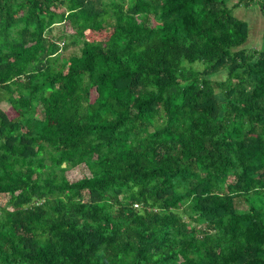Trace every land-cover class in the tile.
Segmentation results:
<instances>
[{"label": "trees", "instance_id": "16d2710c", "mask_svg": "<svg viewBox=\"0 0 264 264\" xmlns=\"http://www.w3.org/2000/svg\"><path fill=\"white\" fill-rule=\"evenodd\" d=\"M254 1L0 0V264H264Z\"/></svg>", "mask_w": 264, "mask_h": 264}, {"label": "rangeland", "instance_id": "374dc122", "mask_svg": "<svg viewBox=\"0 0 264 264\" xmlns=\"http://www.w3.org/2000/svg\"><path fill=\"white\" fill-rule=\"evenodd\" d=\"M234 14L238 18L246 21L249 25L248 41L241 48L248 51L261 49L264 44V12L261 10L257 1L251 2L247 7L242 6L239 9L234 10ZM68 33H72L71 29H68ZM73 51H75V49L70 48L67 53H72ZM215 78L221 79L222 77ZM0 108L5 112L12 113L10 112L11 105L6 99L0 101ZM87 175L88 171L84 166L77 167L67 172V177L72 181L80 180Z\"/></svg>", "mask_w": 264, "mask_h": 264}]
</instances>
